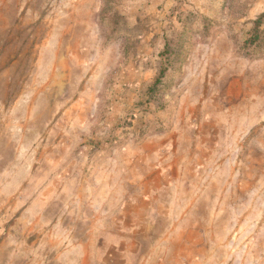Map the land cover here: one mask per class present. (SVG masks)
I'll return each instance as SVG.
<instances>
[{"label":"rangeland","instance_id":"374dc122","mask_svg":"<svg viewBox=\"0 0 264 264\" xmlns=\"http://www.w3.org/2000/svg\"><path fill=\"white\" fill-rule=\"evenodd\" d=\"M0 264H264V0H0Z\"/></svg>","mask_w":264,"mask_h":264},{"label":"trees","instance_id":"16d2710c","mask_svg":"<svg viewBox=\"0 0 264 264\" xmlns=\"http://www.w3.org/2000/svg\"><path fill=\"white\" fill-rule=\"evenodd\" d=\"M258 25V22H256V26ZM257 39V34H256V28H254L251 32V37L246 41V42H249V43H252L254 42L255 40ZM166 53H168L167 55V61L166 63H168V65H172L174 62L178 61L177 60V56L175 57L171 52L169 53V49L166 48V50L164 51ZM173 56L174 58H171L170 57ZM170 61V62H169ZM170 63V64H169ZM168 65H166V67L162 68L161 69V72H160V77L157 79L156 83L153 84L152 87H150L149 91H150V94L153 95L156 93L159 85L162 84V81H161V78L164 76V72L167 70L168 68ZM158 86V87H157ZM157 88V89H156Z\"/></svg>","mask_w":264,"mask_h":264}]
</instances>
